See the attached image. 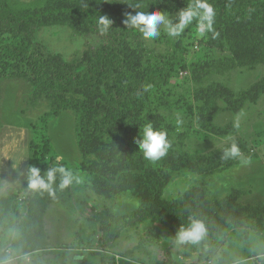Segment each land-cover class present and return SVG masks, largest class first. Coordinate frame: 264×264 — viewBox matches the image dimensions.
Here are the masks:
<instances>
[{"label": "rangeland", "instance_id": "374dc122", "mask_svg": "<svg viewBox=\"0 0 264 264\" xmlns=\"http://www.w3.org/2000/svg\"><path fill=\"white\" fill-rule=\"evenodd\" d=\"M21 1L32 2L40 9L46 4L68 5L80 0ZM159 1L161 6L164 4L172 10L156 11L164 13L173 23L178 22V13L187 8L183 0ZM214 13L211 29L206 22L203 29L201 23L198 26L190 23L180 36L172 38L181 39L185 44L187 68L176 71L168 82L150 90L149 100L128 137L136 147L140 128L152 123L154 128L167 133L171 142L169 151L196 162L203 157L199 170L191 166L171 170L167 184L155 201L160 211L167 209L165 202L171 206L194 186L205 185L209 191L207 197L218 199L237 189L232 194L235 206L228 211L231 224L227 225L224 219L219 221L221 225L226 224L224 229L229 232V238L211 261L203 260L200 264H264V232L246 227L248 221L264 217V90L257 96L241 97L243 91L264 77V65L249 68L236 64L218 72L216 60L232 55L226 31L241 24L232 26L222 15ZM76 23L69 18L65 23L36 26L32 36L29 31L14 40L45 58L61 54L65 62L80 70L88 62L91 47L103 43V39L78 32ZM160 31L157 39L145 41L149 47L169 53L171 37L166 26L161 25ZM9 40L5 38L3 42ZM128 44L135 46L134 42ZM143 64L144 61H135L131 71H137ZM223 88L230 89L232 95L216 97L217 91ZM35 91L33 79L8 78L0 72V173L15 163L24 171L29 158L30 174L25 186L7 195L12 201L8 225L3 227L10 229H5L8 233L4 239L0 235V262H3L0 264H192L197 261L196 251L185 254L188 243L176 242L171 248L172 258L168 257L165 248L170 242L171 228L159 220L125 228L110 247L99 244L101 230L92 220L93 216L101 214L106 225H110L145 210L151 202L150 193L144 188L145 180L134 174L116 179L94 174L100 170L102 158L93 146L96 141L111 140L108 134L87 132V120L80 108L71 106L52 116L50 102L35 99ZM70 97L88 98L84 92L71 93ZM239 103L241 108L234 110ZM233 143L240 148V155L222 159L223 150ZM168 156L155 162L143 156L145 166L138 172L147 171L146 179L152 182L153 176L159 178L165 165L171 163ZM55 163L69 169L74 179L63 189L51 185L43 191L47 205L40 221L31 219L33 229L24 245L28 252L8 261L7 249L11 256L15 255L16 221L21 224L24 220L30 192L37 189L30 186V170L38 168L45 180L46 167ZM252 206L258 208L252 210ZM4 209L1 204L0 213Z\"/></svg>", "mask_w": 264, "mask_h": 264}, {"label": "trees", "instance_id": "16d2710c", "mask_svg": "<svg viewBox=\"0 0 264 264\" xmlns=\"http://www.w3.org/2000/svg\"><path fill=\"white\" fill-rule=\"evenodd\" d=\"M187 8L193 7L199 0H183ZM212 6L214 12L219 13L232 26H241L226 31V40L232 50V55L216 60L215 66L218 72L232 65H245L249 68L264 65V0H205ZM140 5L138 11L150 12L161 9L169 12L172 8L161 6L159 0H134L124 3L121 0H80L73 4H46L40 9L31 3L21 0H0V72L8 78L24 77L33 79L36 85L34 98L48 100L52 107V116H58L62 110L68 107L80 108L82 115L86 117V131L98 135L108 134L111 140L98 141L93 146L101 153L99 171L94 174L103 178L116 179L120 175H136L145 180V190L150 193V201L143 211L135 212L124 220L106 225L101 214L93 216L100 227L101 235L99 244L102 247H110L119 238L121 232L130 226L143 223L148 220H159L171 228L170 242L165 250L171 259V248L176 244V236L181 228H187L193 219L201 221L207 235L199 242L189 244L185 254L198 253V259L192 264H200L211 261L226 244L229 232L225 231L226 224L219 223L221 219L231 224L229 210L234 208L232 194L237 191L233 188L231 193L223 199L208 196L205 185L189 188L185 194L173 204L165 202L167 209L160 211L155 204L162 189L169 180L172 169L191 166L194 170L202 167L200 161H193L189 157L179 156L168 151L171 163L165 165L161 176L154 177L149 182L146 179L147 171L143 169L144 161L139 146L134 147L133 139L129 133L138 120L139 114L149 100L150 90L157 85L169 81L178 70L187 68L186 47L181 39H170L172 51L164 53L157 48L147 45L138 29H127L124 24L126 13L135 14L137 11L129 6ZM103 15L112 21L107 32H101L98 24L99 17ZM69 18L77 21L75 28L78 32L87 35H98L103 43L91 47L87 64L80 70L64 61L61 54H55L49 58L43 57L38 51H31L24 45L15 42V38L25 32L33 35L36 26L65 23ZM194 26L200 24L199 18L191 22ZM9 38L8 42H3ZM30 37H28V40ZM129 42L135 46L130 47ZM220 43V41H219ZM135 61H144L137 71H131ZM205 68V67H204ZM151 85L145 92L144 87ZM220 87V85H219ZM218 89V87L216 88ZM223 88L217 94L227 97L230 89ZM264 90V77L254 83L250 89L241 93L242 99L257 96ZM84 92L87 99L70 97L71 93ZM140 93L138 95L137 93ZM220 93V94H219ZM228 98V97H227ZM239 103L234 110L240 109ZM232 107V106H231ZM84 111V112H83ZM79 113V112H78ZM84 113V114H83ZM83 120V119H82ZM85 128V126H84ZM82 139V138H81ZM127 140H130L127 142ZM32 144V143H31ZM83 148H86L83 146ZM168 156V157H169ZM195 162V163H194ZM61 165L49 164L46 169ZM154 175V174H153ZM30 174L23 186L28 182ZM45 183H48L47 176ZM51 185L63 189L61 175L56 173V179ZM47 188H37L30 192L28 197V210L22 223L17 220L14 226L16 230L13 241V252L22 256L28 251L24 248L32 230L31 219L41 220L47 205L43 191ZM44 200V202H43ZM1 204L5 209L1 213L2 224L5 225L10 216L9 197H1ZM36 205L38 206L35 209ZM258 207L252 206L251 209ZM246 227L264 232V217H258L248 221ZM28 246V242H27ZM26 250V251H25ZM3 254V253H2Z\"/></svg>", "mask_w": 264, "mask_h": 264}, {"label": "clouds", "instance_id": "9594fccd", "mask_svg": "<svg viewBox=\"0 0 264 264\" xmlns=\"http://www.w3.org/2000/svg\"><path fill=\"white\" fill-rule=\"evenodd\" d=\"M129 6L133 9H138L140 5ZM214 9L205 0H199L191 8H186L178 13L176 23L168 19L164 13L160 11H136L135 14L126 13L124 24L127 29H138L145 40L157 39L161 35V25L166 26L167 35L175 38L181 35L185 28L193 21L194 18H199L201 28L206 22L207 27L211 29L214 20ZM101 32H107L112 21L101 15L98 19ZM151 85L144 87L147 92ZM140 95V93H137ZM140 151L143 152L144 159L149 162H155L165 157L171 147V142L167 138V133L163 130L154 128L152 123H147L140 128L139 137L136 139ZM240 155V148L233 143L230 147L223 150L222 159L236 158ZM31 184L32 188H49L56 179V173L61 175V187L68 186L74 179L73 173L62 165L55 166L48 170L47 181L41 177L40 170L36 167L31 168ZM206 229L204 224L196 219H193L187 228H181L176 236L177 243H197L205 235Z\"/></svg>", "mask_w": 264, "mask_h": 264}, {"label": "crops", "instance_id": "0c3cea01", "mask_svg": "<svg viewBox=\"0 0 264 264\" xmlns=\"http://www.w3.org/2000/svg\"><path fill=\"white\" fill-rule=\"evenodd\" d=\"M3 169L2 173H0V198L1 197H7V195L10 194V192L18 190L20 187L23 186L25 183L27 176L29 174V158L26 163V168L24 171H21L18 167V164L15 163L11 168ZM20 172L18 173L17 171ZM1 206V201H0ZM7 223V220H6ZM5 223V224H6ZM8 225V223H7ZM8 227H3L2 220H1V213H0V235L1 238L4 239V237L7 235L8 231H5ZM4 229V230H2ZM10 229V227L8 228ZM4 231V233H2Z\"/></svg>", "mask_w": 264, "mask_h": 264}, {"label": "built area", "instance_id": "2783aa9c", "mask_svg": "<svg viewBox=\"0 0 264 264\" xmlns=\"http://www.w3.org/2000/svg\"><path fill=\"white\" fill-rule=\"evenodd\" d=\"M7 252L9 253L8 254V256H9V259H8V261H12V260H16V259H18V258H20L21 256L20 255H10L11 253H10V250H8L7 249ZM0 263H3V262H0Z\"/></svg>", "mask_w": 264, "mask_h": 264}]
</instances>
